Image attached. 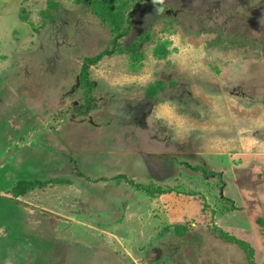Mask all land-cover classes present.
<instances>
[{
  "label": "rangeland",
  "instance_id": "374dc122",
  "mask_svg": "<svg viewBox=\"0 0 264 264\" xmlns=\"http://www.w3.org/2000/svg\"><path fill=\"white\" fill-rule=\"evenodd\" d=\"M95 1L0 0V264H264V0Z\"/></svg>",
  "mask_w": 264,
  "mask_h": 264
},
{
  "label": "trees",
  "instance_id": "16d2710c",
  "mask_svg": "<svg viewBox=\"0 0 264 264\" xmlns=\"http://www.w3.org/2000/svg\"><path fill=\"white\" fill-rule=\"evenodd\" d=\"M92 5V8L94 9V13L100 17L101 19H107L110 23L118 21L119 15L121 13V9L123 7L119 6V4H111V0H96L95 2L90 3ZM123 33L117 34L116 37L112 40V48L111 49H105L101 51L100 53L92 56V57H86L83 59L80 71H79V83L80 86L86 89L87 95H89L90 89L93 88V83L90 81L88 76V68L89 66H92L99 62L103 57H109L114 54L115 51L119 50L118 48V40L123 37ZM164 90V86L161 82H155L152 84H149L145 88V97L149 100H153L154 98L158 97V94ZM157 99V98H156ZM89 102V99H86ZM89 103L86 105L88 107ZM90 106V105H89ZM195 169H198L202 172L204 177L209 176H215V177H221V174L218 172H214L212 170L206 169L204 167H201V163L195 164ZM130 185L138 187L137 183H134L133 181H128ZM47 182L39 181V180H20L16 182L14 185L10 187L12 195L20 196L23 195L26 191L32 190L36 188L37 186L41 187L45 185ZM259 225L261 224L264 229V217H260L257 219ZM264 231H262L263 233ZM229 240H233L231 237H227Z\"/></svg>",
  "mask_w": 264,
  "mask_h": 264
},
{
  "label": "clouds",
  "instance_id": "9594fccd",
  "mask_svg": "<svg viewBox=\"0 0 264 264\" xmlns=\"http://www.w3.org/2000/svg\"><path fill=\"white\" fill-rule=\"evenodd\" d=\"M153 2L158 3L159 0H153ZM162 11V8H155V12L157 14ZM149 119L160 121L163 126L169 128L176 136H180L182 133L188 131L183 117L176 112L175 106L168 101H164L156 105L150 113Z\"/></svg>",
  "mask_w": 264,
  "mask_h": 264
},
{
  "label": "crops",
  "instance_id": "0c3cea01",
  "mask_svg": "<svg viewBox=\"0 0 264 264\" xmlns=\"http://www.w3.org/2000/svg\"><path fill=\"white\" fill-rule=\"evenodd\" d=\"M228 158L230 157V156H228V155H226ZM236 156H242V157H245V158H251V161L249 162V164H250V166H249V168L251 169H248L247 170V172H248V175H250V178H251V180L252 181H255V183H258V182H260V181H262V176H264V151L263 150H259V151H252V152H244V154H242V153H236ZM201 157L202 158H204L203 157V155H201ZM222 158V156H220V158L219 159H221ZM232 157H230V160H232L231 159ZM205 160V162L206 163H208L207 162V158H204ZM226 161V160H225ZM202 163V162H201ZM204 163V162H203ZM202 163V164H203ZM210 164H212V163H210ZM213 165H216V163H214ZM244 165V164H243ZM244 166H246L247 167V165H244ZM252 169H254V171L256 172L257 170H258V172H260V176L261 177H255L254 175H257V174H254V173H250V172H252ZM264 180V179H263Z\"/></svg>",
  "mask_w": 264,
  "mask_h": 264
},
{
  "label": "flooded vegetation",
  "instance_id": "af4514ba",
  "mask_svg": "<svg viewBox=\"0 0 264 264\" xmlns=\"http://www.w3.org/2000/svg\"><path fill=\"white\" fill-rule=\"evenodd\" d=\"M7 150H8V149L5 148L4 153H3V155H2V156H3V159H1V157H2V156H1V157H0V160L4 161L5 158H8L9 156L11 157V154H12V152H13L12 149H10V150H8V151H7ZM2 234H3V233L0 232V237H1ZM2 245H3V241L0 239V246H2Z\"/></svg>",
  "mask_w": 264,
  "mask_h": 264
},
{
  "label": "water",
  "instance_id": "95a60500",
  "mask_svg": "<svg viewBox=\"0 0 264 264\" xmlns=\"http://www.w3.org/2000/svg\"><path fill=\"white\" fill-rule=\"evenodd\" d=\"M2 236H3V234H2ZM1 238V237H0ZM4 238V237H3ZM3 238L1 239V240H3ZM5 240V239H4ZM4 243V242H3Z\"/></svg>",
  "mask_w": 264,
  "mask_h": 264
}]
</instances>
